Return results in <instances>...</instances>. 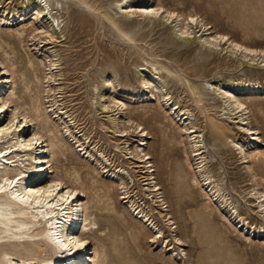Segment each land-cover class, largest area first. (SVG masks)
<instances>
[{
  "label": "rangeland",
  "instance_id": "obj_1",
  "mask_svg": "<svg viewBox=\"0 0 264 264\" xmlns=\"http://www.w3.org/2000/svg\"><path fill=\"white\" fill-rule=\"evenodd\" d=\"M113 1L47 0L50 14L46 16H59L63 25L61 39L53 38L47 43L42 38H31L33 11L26 0H0L3 5L0 7V57L12 65L14 89L21 101H29L28 94H38L37 78L43 75L41 61L45 55L53 54L57 61L52 85L54 94L43 99V106L48 110L49 126L60 143L67 145L73 154H66V159L57 154L53 165L58 171L67 168L78 174L86 183L88 205L103 198L115 215L112 227L118 225L122 228V249L117 253L121 258H105L99 251L98 264L106 261L107 264H264V236L258 233L264 222L248 211L252 205L248 201L252 182L246 170L247 165L253 168L260 183L258 188L264 190V159L243 162L242 155L229 146L230 137L214 133L216 124L227 121L228 114L223 113L226 110L222 111L220 96L211 87L203 88L206 82L218 85L226 81L233 84L258 82L264 86V72L255 69L254 64H247L252 62H248V58L238 66L239 57L234 58L223 51L221 48L225 49V45L213 48L214 51L207 50L198 28L194 27L187 43V39L177 36L174 22L140 17L127 22L113 9ZM130 1L133 4L141 2ZM156 1L149 0L150 3ZM159 1L177 11H194L202 22L212 26L210 31L225 33L244 44L264 48V0ZM80 2L99 9L111 22L89 15ZM11 15L16 18L13 24L1 19ZM127 36L132 37L134 43L128 41ZM161 64L166 69L161 68ZM140 66L155 72L172 99L191 111V118L206 145L205 161L213 184L222 188L221 193L234 206L237 218L217 203H207L202 188L190 189L188 182L192 171L184 162L188 144L181 142L179 123L169 114L164 101L157 100V94L148 93L143 88L137 72ZM168 70L179 73L183 84ZM108 75L114 77V89L104 82ZM25 77H29L27 83ZM185 82L197 92L196 97L208 108L207 111L194 104ZM101 94L105 99L101 100ZM112 96L124 101L131 108L130 113L126 110V114L119 118L113 112L104 111L102 105L110 104L108 100ZM237 96L247 105L250 124L259 131L261 139L254 146L248 143V136L239 140L248 151L259 149L264 152V89L238 91ZM51 98L56 101L55 106L47 102ZM59 112L66 118L54 116ZM129 116L148 132L147 145L144 146L154 169V180L160 187L158 199L145 190L144 173L133 156L134 147L139 143L134 141L138 135L127 136L126 143H123L124 138L115 136L121 128L120 120ZM231 126L230 133L237 134L236 125L231 123ZM85 145H89L86 153L85 148L82 150ZM100 152L105 156L102 165ZM119 168L124 171L109 177L110 172ZM90 176L96 181L95 188L87 181ZM163 208H167L171 216L169 224L164 220ZM139 210L162 230L163 237L153 239L157 228L140 218ZM90 212L101 228L94 238L103 237L111 225L106 224L96 208H90ZM246 225L254 230L253 234H249L250 231L247 234ZM174 237L180 238L183 244H173ZM163 238L165 241L162 242ZM95 241L92 240L85 252L92 250ZM166 243L169 248L175 245L176 252L166 250ZM101 244L106 246L103 242ZM182 249L186 255L180 259ZM177 252L180 254L176 255ZM83 263L88 264L85 260Z\"/></svg>",
  "mask_w": 264,
  "mask_h": 264
},
{
  "label": "bare ground",
  "instance_id": "obj_2",
  "mask_svg": "<svg viewBox=\"0 0 264 264\" xmlns=\"http://www.w3.org/2000/svg\"><path fill=\"white\" fill-rule=\"evenodd\" d=\"M26 3L32 7L33 11V22L30 25L31 38H42L46 42L53 38L61 39L62 21L59 16H46L48 13L50 14V5L47 0H26ZM79 4L84 11L94 18L106 19L111 22L110 18L101 13L99 9L84 2ZM2 6L0 4V7ZM112 6L113 9L123 15L127 22L132 21L133 17H140L144 20L159 18L167 22H174L173 26L178 32L177 36L187 39V43L191 39L194 27L198 28L197 31H201L203 45L207 47V50L225 45V49L221 48L223 51L229 52L228 54L234 58L239 57L237 59L238 66H242L248 58V62L249 60L252 62L247 64H254L256 65L255 69L264 72V48L244 44L232 39L225 33L210 31L212 26L208 27L194 11H177L175 8L162 4L159 0L155 3H150L149 0H141L137 4H133L130 0H114ZM1 19L5 23L13 24L16 18L11 15ZM116 28L119 29L118 26ZM126 39L134 43L132 37L127 36ZM203 45L202 47H204ZM259 59L260 62H258ZM41 63L44 65V69L43 75L37 78L38 94L36 96L28 94L29 101L26 102L21 101V96L17 95V91L14 89L15 79L12 65L0 57V264H81L84 260L88 264H98L99 251L105 258H121V255L117 253H120L119 251L122 249V240L120 239L122 228L118 225L112 227L115 215L112 213L109 203L100 197L97 202L92 201L88 205L86 183L80 180L78 174L71 173L67 168L58 171L53 165V160L56 159L57 154L66 159V154L73 153L67 145L60 143L61 141H59L54 130L49 126L48 110L46 106H43V99L52 97L54 94L52 85H54L57 61L53 58V54H47ZM160 67L166 69L162 64ZM137 72H139L138 77L141 79L145 91L157 94L156 99L164 101L169 109V114L179 123L178 127L183 137L181 142L188 144L184 162L186 167L192 171V176L188 182L190 189L194 191L197 188L200 190L202 188L201 191L203 192L201 193L207 199V203H217L220 208L227 209L229 213L232 212L231 216L237 218L238 214L234 206H231V203H228L224 194L221 193L222 188L213 184L214 180L209 174L210 171L205 161L206 145L196 123L191 118V111L181 107L179 101L172 99L170 92L160 81V78L155 75V72L142 66ZM168 73L183 84V78L179 73L170 70ZM28 79L29 77H25L26 83L29 81ZM104 82L107 86L110 85L111 88H115L113 75H108ZM185 84L193 96L194 104L207 111L208 108L201 103L199 97H196L197 92H194L193 88L190 87V83L185 82ZM212 84L206 82L203 88L206 90L205 86L211 87L213 92L220 96L223 104L222 111L226 110L223 113L228 114L227 121L216 124L213 129L214 133L226 138L230 137L229 146L242 155L243 162L253 159L258 162L262 161L264 152L259 149L248 151L247 146L239 140L242 136H248V143L252 146L261 141L258 136L259 131L250 124L247 105L237 94L238 91L264 89V86H260L258 82L245 81L236 84L231 83V81L218 85ZM26 89L30 91V88L27 87ZM100 97L101 100L105 99L104 94H101ZM49 101L51 102L50 106L56 105L53 98L47 102ZM108 102L111 105H102L104 111L113 112L119 118L126 114V110H129L130 113L131 108L115 96H112ZM61 114L63 113L59 112L54 116L61 119L63 117ZM123 118L120 120L121 128L115 136L124 138L123 143H126L127 136L138 135L134 141H139V143L134 147L135 154L133 156L136 158L135 161L138 166L142 168L141 173H144L145 190L149 191V195L153 198L158 199L161 194L160 187L154 180V169L151 168L152 164L148 160L150 156L145 152L144 146L147 145L146 136L148 132L145 131L144 127H141L140 122H134L130 116ZM232 118L234 120H231ZM231 123L235 124L238 129L235 135L230 133L232 131ZM82 144L84 145L85 142ZM88 146L82 147V150L85 148L84 153L87 152ZM123 148L125 147L123 146ZM88 155L91 156L89 153ZM99 156L102 165L105 156L101 152ZM114 170L110 172L109 177L113 178L116 172L122 173L124 171L121 168L117 171ZM246 170L252 182V188L248 192V201L252 205L248 207V211L257 215L264 222V190L258 188L260 183L257 181V174L253 168L247 165ZM88 180L90 187L95 188L97 186L92 176ZM208 206L207 204L206 208ZM90 208H96L106 224L111 225V229L103 237L94 238L101 228L94 218V214L90 212ZM135 210L136 208H134ZM162 211H165L163 217L165 222L169 224L171 216L167 212L168 209L163 208ZM234 213L235 215H233ZM138 214H141L139 217L144 221L157 228L153 239L163 237L162 230L156 227L146 214L140 210ZM248 225L245 226L247 234L249 231V234H253L254 230H250ZM243 226L244 223H242ZM258 233H263L264 236L263 225L259 226ZM247 238L249 239V237ZM95 239L92 250L85 252L92 240ZM164 239L161 241H165ZM174 240L173 244L175 245L181 246L183 244L180 238L174 237ZM101 242L105 243L106 246L102 245ZM175 245L169 248V243H166L165 249L176 252ZM180 252H177L176 255ZM185 255L186 252H181L180 259L185 258Z\"/></svg>",
  "mask_w": 264,
  "mask_h": 264
}]
</instances>
